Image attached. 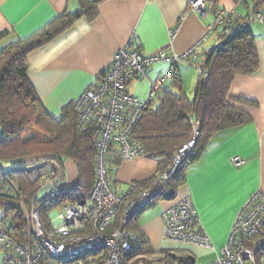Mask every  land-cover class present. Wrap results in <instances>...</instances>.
Masks as SVG:
<instances>
[{
  "label": "built area",
  "instance_id": "obj_1",
  "mask_svg": "<svg viewBox=\"0 0 264 264\" xmlns=\"http://www.w3.org/2000/svg\"><path fill=\"white\" fill-rule=\"evenodd\" d=\"M189 6L210 21L199 42L206 40L212 31L219 32L220 40L228 39L255 19L264 21L259 11L242 17L233 9L214 8L210 0H190ZM199 42L182 54L169 48L147 53L134 36L114 54L111 65L98 80L73 101L78 127L83 130L95 124L97 128L95 182L86 198L57 206L45 220L37 200L43 190L57 189L64 177L61 162L49 158L21 167L0 163V196L16 200L23 223L12 215L0 223L5 264H159L161 256L141 251L143 238L129 224L151 204L176 170L196 156L199 123L191 118L192 139L174 153L172 164L156 174L149 187L144 188L139 182H131L123 190L112 187L107 155L112 153L121 160H131L144 154V146L133 137V130L145 107L157 99L166 84L172 83L178 65H194L198 77L208 74L195 52ZM164 61L169 63V70L152 83L146 101L128 91L134 79L148 77L152 65ZM230 160L235 167L244 163L238 155ZM20 177L37 184L31 197L20 184ZM161 219L166 241L216 250L191 196L164 208ZM132 252L134 255H130ZM216 253L208 264H264V188L257 189L244 203L227 244Z\"/></svg>",
  "mask_w": 264,
  "mask_h": 264
},
{
  "label": "crops",
  "instance_id": "obj_2",
  "mask_svg": "<svg viewBox=\"0 0 264 264\" xmlns=\"http://www.w3.org/2000/svg\"><path fill=\"white\" fill-rule=\"evenodd\" d=\"M87 1L96 7L94 17L80 16L70 27L27 56L30 82L46 111L57 120L62 118L63 109L108 69L114 54L132 37L140 39L147 53L169 48L182 54L198 44L210 22L190 9V0ZM81 6V0H0V51L10 42L38 33L65 13L78 12ZM213 7L233 9L242 17L254 11L264 15V0L244 3L217 0ZM249 28L255 39L259 68L254 74L237 75L229 96L251 120L217 132L202 155L189 164L187 179L176 195L155 202L153 206L158 205V213L141 214L140 227L152 245L165 242L171 248L204 250L168 243L163 238L162 210L184 196H191L203 228L217 248L212 251L215 258L218 249L227 244L244 203L257 189L264 188V21L255 19ZM220 42L219 32H210L206 40L199 42L195 51L198 59L204 60V51L219 46ZM168 70L166 61L152 65L148 77L143 81L134 79L128 91L140 99L139 87L145 85L144 95H147L152 83ZM196 71L194 65L187 64L178 65L176 69L189 98L195 93ZM164 90L178 91L172 83L166 84ZM235 155L244 160L240 167L231 163ZM114 170L113 186L123 190L131 182H149L159 168L157 160L139 155L131 160H120ZM72 175L70 185L65 182V186H73L77 181L76 168ZM0 207L3 208L1 204ZM5 218L4 211L0 223ZM0 264H5L1 246Z\"/></svg>",
  "mask_w": 264,
  "mask_h": 264
},
{
  "label": "trees",
  "instance_id": "obj_3",
  "mask_svg": "<svg viewBox=\"0 0 264 264\" xmlns=\"http://www.w3.org/2000/svg\"><path fill=\"white\" fill-rule=\"evenodd\" d=\"M210 1L214 5L217 0ZM81 4L78 12L65 13L38 33L10 42L0 51V163L21 167L41 159L55 158L64 168V177L57 189L37 200L45 220L57 206L79 201L90 194L98 158L95 144L97 128L93 124L80 129L73 104L63 109V116L59 120L46 111L28 77L27 56L70 27L80 16L86 14L94 17L97 14L91 1L81 0ZM204 56L201 62L208 74L198 77L194 97L187 96L182 79L176 72L172 84L178 91L164 90L155 101L150 102L133 130V137L144 146L143 155L157 160L160 173L172 164L174 153L192 139L194 128L191 118L199 123L196 156L176 170L150 205L176 195L187 179L189 164L202 155L208 141L217 132L251 120L250 115L234 105L229 96L230 86L237 75L254 74L259 68L260 60L249 26L233 37L222 38L219 46L205 50ZM120 160L112 153L107 155L112 187L114 167ZM66 161L75 165L78 174L77 181L70 187L64 184ZM154 177L149 182L139 183L144 188L149 187ZM19 179L27 196L31 197L37 190V184L30 183L24 177ZM0 204L6 217L12 215L23 225L15 199L0 196ZM141 213L130 222L129 227L142 236L141 251L149 253L152 249L139 223ZM130 255H134V252ZM171 257L176 259L172 255L160 257L159 264H175ZM176 264H192V258L180 257Z\"/></svg>",
  "mask_w": 264,
  "mask_h": 264
},
{
  "label": "rangeland",
  "instance_id": "obj_4",
  "mask_svg": "<svg viewBox=\"0 0 264 264\" xmlns=\"http://www.w3.org/2000/svg\"><path fill=\"white\" fill-rule=\"evenodd\" d=\"M196 74H198L197 71H196ZM146 78L147 77L140 78V79L143 81ZM139 90L141 91V94H140L141 95V97H140L141 101H146L148 98V94L144 95V93L146 92L145 85L139 87ZM189 94H191V93H189ZM189 96H191L192 98L194 97L193 93ZM0 133H1V126H0ZM65 165H66V174L67 175H66V179L64 182H66L67 185L69 186L71 180L73 179L72 171L75 172L76 167L71 161H66ZM50 193H51V191H49V190H43L41 192L39 198H44V197H46V195H48ZM157 206L158 205L153 206V204L149 205L147 208H145L142 211V213L148 212V211H155V213H158L159 209L157 208ZM3 214H4V209L0 207V217ZM140 216H139V219H140ZM164 241H166V240L164 239ZM166 242H168V241H166ZM164 243L152 245V243L149 242L148 246L151 247V249H152V251L149 253H153V254L159 255L161 257H165L166 255H169V256L172 255V256L176 257V259L171 257L172 258L171 261L175 264L177 263V260H179L180 257H184V256H189L190 258H192V264H208L214 260V252H212L213 250H208V249H204V248H196V249H204V250H193V249L190 250V249L171 248ZM216 250H217V248H216ZM218 251H220V249H218ZM163 260H165V258Z\"/></svg>",
  "mask_w": 264,
  "mask_h": 264
}]
</instances>
